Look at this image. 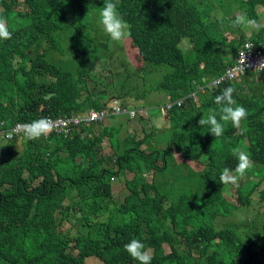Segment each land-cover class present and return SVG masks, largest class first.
Here are the masks:
<instances>
[{"label": "trees", "instance_id": "16d2710c", "mask_svg": "<svg viewBox=\"0 0 264 264\" xmlns=\"http://www.w3.org/2000/svg\"><path fill=\"white\" fill-rule=\"evenodd\" d=\"M115 3L130 25L127 43L142 63L128 68L150 78L149 92L157 95H151L154 101L148 104L142 102L144 96L124 90L119 104L125 112L110 118L134 119L147 110L153 130L138 139L128 137L130 146L124 150L116 137L119 128L99 126L94 131L82 121L72 122L68 134L53 132L34 140L20 136L25 142L20 148L17 137L8 143L2 139L0 264H85L90 256L100 264H139L124 249L132 239L152 250L151 264H264V234L258 238L246 230L222 227L230 225L224 220L219 226L212 223L217 214L228 217L240 211L238 202L246 211L252 194L264 204V83L257 85L254 76L260 75L249 74L244 79L245 92L236 82H226L201 95L197 103L189 96L195 83L207 81L205 76L222 73L225 59L230 60L231 53L251 37L246 31L248 21L258 29L249 40L262 49L264 23L259 18L264 16V0ZM103 6L104 0H0V17L13 34L10 40H0V127L46 116L82 119L88 109H110L108 87L117 91L124 69L110 59L122 50L109 58L94 52L109 48L108 42L94 35L92 14ZM238 7L242 14L234 11ZM237 17H242L239 24ZM184 38L186 50L180 45ZM160 65L168 70L160 78L151 77ZM230 86L248 116L239 131L231 122H223L224 134L215 138L197 122L210 109L218 111L215 97ZM179 98L184 99L172 106H156ZM155 129L163 130L164 138L158 143L147 141L156 135ZM172 141L190 145L182 151L185 160L205 156L199 170L208 192L207 198L192 197L188 202L181 195L165 209L164 196L151 195L153 185L144 176H155L166 168L165 154L176 151L170 147ZM161 142L168 144L166 148L156 147ZM106 148L115 156L103 153ZM233 149L243 150L253 162L238 188L227 185L237 203L224 198L225 185L219 180L224 168L237 166ZM160 158L162 167L156 163ZM127 171L133 172L131 178H125ZM119 174L123 182L117 180ZM114 190L123 194L122 202L114 198ZM163 243L168 244V252Z\"/></svg>", "mask_w": 264, "mask_h": 264}, {"label": "rangeland", "instance_id": "374dc122", "mask_svg": "<svg viewBox=\"0 0 264 264\" xmlns=\"http://www.w3.org/2000/svg\"><path fill=\"white\" fill-rule=\"evenodd\" d=\"M238 14H242V10L239 9V7L234 10ZM100 12L101 9H98L97 11H94L92 14L93 18V23L94 26L96 27V31L94 35L97 36V38L102 41L103 43L108 42L109 48H106L103 50L102 48H96L95 53L98 56H105L107 58L110 57L112 53L118 50H122L118 52L117 54H114L113 56L110 57L111 62L116 63L117 66H121L124 71L121 72L120 77L122 80L120 81V86L118 87L117 91L116 88L109 86L108 91H109V96L107 98H111L108 102L114 103L121 101V98L119 96V93H122L124 90H130L132 95L134 96H139L143 97L142 102H147L148 104L154 101V99H151V95H157V92H149L151 88H148V84H150L151 79L146 78L145 75H141L140 73L137 72V70H131L128 68L129 64L139 67L142 65L141 60L138 58L135 59V54L133 53V49L130 47L128 42V39L123 42L122 45H120L117 42H114L110 39V37L105 33L103 30V27L100 23ZM260 16L263 18V13ZM259 18V23H264V19ZM248 24L247 26V31L248 30H254L257 28V24L254 22H249L246 23ZM188 40L187 38H184L181 41V49L186 50ZM223 53H226L225 49L221 50ZM129 53V55H126ZM130 57L135 63H132ZM50 60L57 62L56 58L54 56L49 57ZM109 64L110 66L113 64ZM168 70L166 65H160V67H156L155 69L152 70L150 73V76L153 78H160L162 76V71ZM71 70V69H70ZM146 71L150 70V68L145 69ZM72 71V70H71ZM207 76H205L206 79ZM160 79H157L155 82H157ZM240 87L238 88L240 92H245L247 89L245 87L244 81H239L237 82ZM242 86V87H241ZM214 87V86H213ZM146 88H148V93L145 92ZM196 94H199V97H197ZM206 93H203L201 89L198 88L196 92L193 93V98L197 101H199V98L201 95H204ZM86 91L82 93V98L86 96ZM148 95V96H147ZM113 96V98H112ZM116 97V98H114ZM106 98V97H104ZM107 98L105 100H107ZM176 102H180V100H176ZM172 101H168L165 103V100L160 101L156 106L158 105H171ZM87 107V106H86ZM124 110V109H123ZM87 111V110H86ZM125 111V110H124ZM85 112V111H84ZM133 110H129V116L133 115ZM153 113V112H152ZM87 115V112H86ZM151 113H148L147 110H143L142 115L138 116L134 119H128L123 116H119L117 118H107L103 122L96 123L95 125L92 126L93 130L96 131L99 126H105V127H116L119 128V132L116 134V137L121 140V146L124 148L129 147L130 143L126 141L128 137H134L136 139L143 137L145 134L151 133L153 130V125L152 121L150 119ZM113 117V116H109ZM160 129H155L156 135H153L147 139V141H153V142H160L161 138H164L165 132ZM237 131H239L237 129ZM8 138V137H5ZM2 138V139H5ZM0 138V143L2 141ZM165 142V141H164ZM161 142L160 144H156L157 148H166L168 144V141L165 143ZM4 144V142H2ZM1 143V146L3 145ZM25 142H23L19 137L17 141V147L20 148L21 146L24 145ZM246 143V142H245ZM170 147L172 150H176L175 154L169 155L166 158V168L157 171L155 174V186L157 187L158 192L163 193L171 203H175L181 195H184L186 199L184 202H188L189 199L192 197H200L202 194L207 192V189L204 187V178L201 176L200 170L204 166L205 163V156L201 155L200 158L197 161H193V163L189 160H185L182 158V151L184 149H187L190 147L189 144H181V143H175V142H169ZM197 145V144H195ZM0 146V147H1ZM198 146V145H197ZM144 148V145L142 146ZM123 150L120 152L122 153ZM105 154L113 155L115 156L114 152L108 148L104 149L102 151ZM10 157V153L8 154ZM157 165L159 167H162L163 161L162 158L156 160ZM190 164V166L188 165ZM192 164L194 166H192ZM188 169H187V168ZM196 167V168H195ZM198 170V171H196ZM127 175H125V178H131L133 175V172L131 173L130 171L126 172ZM144 181H147L148 183L153 180L151 174H145L144 176ZM118 181L123 182L124 177L123 175L118 176L117 178ZM116 189V187L114 188ZM229 188L227 185L224 186V193H225V199L229 202L232 203H237L236 197L231 195L230 191L228 192ZM124 194L129 192L128 190H123ZM233 192V191H232ZM73 195H76V191H72ZM153 193V191H151ZM230 193V194H229ZM128 194V193H127ZM114 198L118 201L124 200V196L122 193H120L119 190H114ZM255 197V194H252V198L250 201V204L248 205V209L245 211V207L238 202L237 204L240 206L238 210L240 211H233L230 213L228 217H220L219 214H217L213 218V225H220L221 220H224L223 224L229 223L230 225L225 226L222 225V227H234L237 228L239 231L246 230V232L256 235L258 238L262 237L264 234V204H260L258 202V199ZM68 199L66 200V203H68ZM246 214H249L250 216L244 217ZM246 222V223H244ZM165 250L169 251V247L165 245ZM85 264H100L99 260L96 258L90 256L86 258Z\"/></svg>", "mask_w": 264, "mask_h": 264}, {"label": "clouds", "instance_id": "9594fccd", "mask_svg": "<svg viewBox=\"0 0 264 264\" xmlns=\"http://www.w3.org/2000/svg\"><path fill=\"white\" fill-rule=\"evenodd\" d=\"M236 22L239 24L242 22V17H237ZM6 19L0 17V40H10L12 38V32L8 30V28L6 27ZM100 23L103 27V30L105 31V33L110 37V39L114 42H122L124 40H127L130 36H131V31H130V25L123 20V18L121 17V15L118 12V8H117V4L115 3V0H104V6L100 12ZM257 29V28H256ZM247 31V30H246ZM251 32V30H248ZM258 31V29H257ZM250 38L247 39V41L235 52V53H231V58L230 60L224 61V63L226 64V67L224 69V71L219 75H222L226 69L232 65L235 62V58L238 55L239 50L246 44V43H250L253 45L254 48H256L253 44V42L251 40H249ZM188 47H191V45L189 44ZM247 47L251 48V45H248ZM263 50L264 47L261 46ZM226 57H227V53H223ZM258 67L262 70H264V63H260L258 65ZM249 74H255V75H263L264 73H245L244 75H242L239 79H236L234 81H227L232 82V83H237L239 81H244V79H246V77L250 76ZM217 76H213V77H204L203 81L207 80L205 83H195V90L193 92L190 93V97L193 98V93L196 92L199 89H201L203 91V93H207L208 91L213 90L215 87H219L221 85H223L224 83L218 85V86H209V84L213 81V79H215ZM255 79H257L259 76H254ZM245 83V82H244ZM236 92V89L234 87H227L225 88L219 95H217L215 97V104L218 106V111L217 109H210L209 113L206 117L202 116L199 120H198V125L200 127H204L207 126L209 128V133L214 136L215 138H219L224 134V123L223 122H231L232 126L236 129H241V123L242 121L247 119L248 116V112L246 110L245 107H243L242 105L237 103V100L234 98V93ZM197 97H199V94H196ZM184 98H179L177 100H180V102H182ZM194 102H198L197 99L195 100L193 98ZM175 101H172V104L175 103ZM178 102V103H180ZM169 105V106H172ZM166 106V105H165ZM115 107H118L120 109L119 113L116 112ZM91 111H95V112H104V117L101 120H94V121H82L85 122L88 126H93L96 123L99 122H103L104 120H106L107 118H110L109 116H112V114H121L123 112H125L122 107L120 106V104L118 102H114L110 104V109H88L87 115L86 112L83 113V117L82 119L86 118L89 113ZM59 117H63V118H69L71 119V123L73 122V119H76L73 116H68V115H62V116H46L44 118H41L39 120H35L32 122H16L14 123L11 127L9 128H2L0 127V138H5L4 140H7V143L12 141L15 137H20V136H25L27 137V139L29 140H34V139H40L41 136L47 137L50 133H64V134H68L69 130H70V125L67 129L62 130V131H52V125L48 122V118L50 119H56ZM134 117V116H133ZM219 117V118H218ZM25 124L23 125V129L25 130V133H17V134H13L12 136H6L5 132L6 130H10L13 126H15L16 124ZM70 123V124H71ZM102 126V125H101ZM189 150V148H188ZM234 154L237 156L238 158V163L237 166L235 167V169H229V168H224L220 175H219V180L221 182V184L223 185H231L233 187H239L240 186V181L243 179V177L245 176V174L247 173V171L253 166V162L250 158V156L245 153L243 150L240 149H233ZM175 152L171 153L175 154ZM66 156H69L68 154H64ZM170 154H165L164 156V160L166 161L167 156H169ZM183 159H185L182 156ZM74 160L78 163L80 162V158L79 157H74ZM190 161V160H189ZM207 161V160H206ZM193 163V161H191ZM194 164V163H193ZM192 164V166H194ZM190 166V164H188ZM196 168V167H195ZM52 169H53V165H52ZM188 169V168H187ZM54 170V169H53ZM153 180H151V182H149V184L153 185V189L151 191H153V193H151V195H153L155 192L161 194L164 196V201H163V207L166 209L168 207H170L171 205H174L173 203L170 204L168 200V198L161 192H158L157 187L155 186V176H152ZM147 182V181H146ZM148 183V182H147ZM208 192V190H207ZM201 195V197L207 198L206 193ZM183 199L185 200L186 197H183ZM66 201V200H65ZM119 201V199H118ZM123 201V200H122ZM119 201V202H122ZM119 204V203H118ZM167 225H164V227H166ZM164 245V249H165V245L168 246L167 243H163ZM169 247V246H168ZM124 249L125 251L134 259L137 260L139 262V264H151V261L153 259L151 252V249H145L144 244L137 239H132L130 242H128L127 244L124 245ZM170 250V248H169ZM168 252V251H167Z\"/></svg>", "mask_w": 264, "mask_h": 264}, {"label": "built area", "instance_id": "2783aa9c", "mask_svg": "<svg viewBox=\"0 0 264 264\" xmlns=\"http://www.w3.org/2000/svg\"><path fill=\"white\" fill-rule=\"evenodd\" d=\"M248 45H251L252 47H247ZM235 62L230 65L226 71L222 74L217 76L213 81L209 84V86H218L224 82L227 81H234L236 79H239L242 75L245 73H264V70L260 69L258 65L260 63H264V49H257L254 48L252 44L246 43L238 52V55L235 58ZM115 110L117 113H119L120 109L118 107H115ZM104 112H95L91 111L89 115L84 118H76L72 121L74 123H78L81 121H94V120H101L104 117ZM135 116V113L133 112V115ZM48 122L52 125V131H62L69 127L71 123V119L69 118H63L59 117L56 119H47ZM23 125L25 124H16L13 126L10 130L4 131L6 136H12L13 134L17 133H25V130L23 129ZM1 132V131H0Z\"/></svg>", "mask_w": 264, "mask_h": 264}, {"label": "crops", "instance_id": "0c3cea01", "mask_svg": "<svg viewBox=\"0 0 264 264\" xmlns=\"http://www.w3.org/2000/svg\"><path fill=\"white\" fill-rule=\"evenodd\" d=\"M260 17H261V16H260ZM261 18H262V17H261ZM262 19H263V18H262ZM247 26H248V24L246 25V28H247ZM254 31L258 32L257 29L251 30V37H250V38H253V37H255V36L257 35V33L254 32ZM262 32H263V38H264V31H262ZM260 45L264 47V41H263V43L260 44ZM254 80H255L256 82H258V83H256L257 85H260V84L264 83V74H263V75H260L257 79H254Z\"/></svg>", "mask_w": 264, "mask_h": 264}, {"label": "water", "instance_id": "95a60500", "mask_svg": "<svg viewBox=\"0 0 264 264\" xmlns=\"http://www.w3.org/2000/svg\"><path fill=\"white\" fill-rule=\"evenodd\" d=\"M48 97H50V94H48V95L46 96V98H48Z\"/></svg>", "mask_w": 264, "mask_h": 264}]
</instances>
